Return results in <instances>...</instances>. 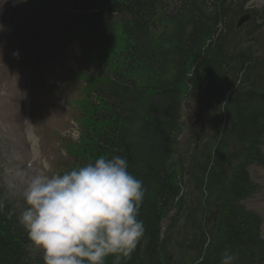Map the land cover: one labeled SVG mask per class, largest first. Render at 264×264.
I'll use <instances>...</instances> for the list:
<instances>
[{"label":"trees","instance_id":"16d2710c","mask_svg":"<svg viewBox=\"0 0 264 264\" xmlns=\"http://www.w3.org/2000/svg\"><path fill=\"white\" fill-rule=\"evenodd\" d=\"M157 3L158 0H128L127 7L132 12L150 14L155 11ZM140 21L139 27L142 29L145 26L144 18ZM97 88L101 91L109 88L115 97V108L112 107L113 111H110L105 105L100 106L86 118L85 125L92 132L88 137L95 136L98 142L102 141L105 145L103 150L92 147L88 156H95V152L105 155L112 150V145L115 152L110 153L127 159L129 172L142 181L145 190L139 210V219L144 224V235L138 242L141 246L143 239H147L145 256L139 255L137 251L130 258H121L119 264H161V257L157 254L167 253L165 241L160 238L161 221L170 206L176 205L174 197L179 192L180 174L177 163L172 159L173 144L169 137L170 131L172 133L175 128L179 111L178 94L176 91L155 94L148 101V117H145L140 132L135 135L130 128V118L135 115L133 109L136 108L137 98L129 97L126 87L115 83L109 86L105 82ZM138 94L142 96L141 92ZM102 103L108 105L105 98ZM102 108L105 109L104 112H100ZM233 120L240 127L253 124L247 117H233ZM87 142L93 146L91 141ZM231 186L233 198L247 192V188L238 178ZM227 214L226 219L220 223H223L220 234L214 232L217 229L213 226H209L214 237H218L214 250L216 256L207 258L202 264H220L225 250H230L236 256L234 264H261V260H264V249L257 239L258 220L236 202L228 207ZM200 225L202 226L201 223ZM9 242L11 244L7 245ZM9 242L0 241V264H30L26 248L12 243L11 240ZM3 243L6 246L1 247ZM259 256L262 258L256 260L255 257ZM38 262L41 264L43 260ZM105 264H116L115 257L108 256Z\"/></svg>","mask_w":264,"mask_h":264},{"label":"rangeland","instance_id":"374dc122","mask_svg":"<svg viewBox=\"0 0 264 264\" xmlns=\"http://www.w3.org/2000/svg\"><path fill=\"white\" fill-rule=\"evenodd\" d=\"M30 2L0 0V187L23 209L26 205L22 192L31 179L26 164L33 155L32 141L26 133L24 75L27 87L34 92L30 114L40 148L35 170H41V174L47 167L51 175L61 165V145L56 134L64 132L70 139L75 138L77 128L72 119L76 109L69 108L67 100L80 96L79 84L70 80L68 68L58 64L75 66L78 62L70 52L72 48L63 45L65 36L61 33L66 19L56 12H42L38 6L34 10ZM41 3L43 0L36 2ZM30 9L34 11L29 13ZM22 14L23 25L31 23L24 37L16 33Z\"/></svg>","mask_w":264,"mask_h":264},{"label":"clouds","instance_id":"9594fccd","mask_svg":"<svg viewBox=\"0 0 264 264\" xmlns=\"http://www.w3.org/2000/svg\"><path fill=\"white\" fill-rule=\"evenodd\" d=\"M47 171L27 182L22 192L26 207L18 216L42 250L44 264H105L110 255L119 264L129 258L144 235L139 210L145 190L129 172L127 159L100 156L63 173ZM235 259L225 250L220 264Z\"/></svg>","mask_w":264,"mask_h":264}]
</instances>
